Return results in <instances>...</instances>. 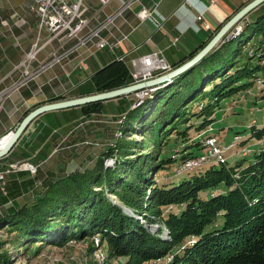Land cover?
<instances>
[{
    "label": "trees",
    "instance_id": "16d2710c",
    "mask_svg": "<svg viewBox=\"0 0 264 264\" xmlns=\"http://www.w3.org/2000/svg\"><path fill=\"white\" fill-rule=\"evenodd\" d=\"M260 8L262 6L257 10ZM263 13L254 19L249 18L250 14L249 19L243 20L238 34L230 39L225 37L223 43L197 65L206 66L203 71V85L206 86L195 88L185 98L183 106L186 108V104L200 93L213 98V103L198 113V117H203L202 128L214 123L211 117L219 108L215 102L248 88L252 81L246 80L258 78L255 71L260 67L250 68L245 62L240 64L236 58L239 49L232 50L231 44L244 36L245 28L254 24V33L263 31ZM222 27L182 61L171 65L172 68L193 59ZM243 42L246 46L248 39L240 40L239 48ZM130 60L118 61L114 57L111 63L98 70L91 77L93 93L132 85ZM195 67L166 85L164 91L160 88L143 106L133 109L132 102L126 111L128 119L123 126L124 132L130 134L135 130L137 121L132 120L139 110L150 106L151 114L158 109L166 101L169 88L177 86L180 91L181 80ZM209 87L212 88L207 91ZM179 91L176 90L167 101ZM122 98L125 97L119 99ZM102 108L103 102L82 106L87 117L99 115ZM178 115L175 113L174 125L179 130L178 126L188 121ZM251 129L248 140L256 139L260 143L264 139V128ZM172 130L176 131L175 128L163 129L162 133ZM162 133L156 142L159 149ZM192 140L189 142H193V146L201 144ZM127 142L118 141L93 167L58 179L29 201L12 204L7 214L0 218V230L15 232L17 240L25 246L38 242L61 246L71 240L102 234L114 256L127 258L125 264H158L161 261L159 264H264V145L256 150L249 147L253 154L242 156L235 165H230L225 158L211 162L207 165L210 167L177 172L176 177L184 176L183 181L169 187L168 182H156L151 176L155 170L160 171L173 161L172 156L164 159L160 154L157 159L149 153L140 154L141 161L134 160L130 158L133 150ZM245 142L240 143L245 145ZM191 156H183V159ZM111 158L116 159V168L106 165ZM108 193L115 196L118 203L112 201ZM125 208L131 213L127 214ZM142 219L150 225L158 224L159 232L153 234ZM162 227L168 229L170 236L161 237ZM8 262L7 256L0 255V264Z\"/></svg>",
    "mask_w": 264,
    "mask_h": 264
},
{
    "label": "rangeland",
    "instance_id": "374dc122",
    "mask_svg": "<svg viewBox=\"0 0 264 264\" xmlns=\"http://www.w3.org/2000/svg\"><path fill=\"white\" fill-rule=\"evenodd\" d=\"M14 1L15 0H0V50L2 48L4 49L5 45V35L7 34L5 32V25L7 21L22 20L20 17L22 15L14 7ZM86 1L89 6L94 8L97 7L96 0ZM114 5H116V3H114ZM262 27L264 28V26ZM255 28V24L249 28H245L244 36L235 40L231 44V49H239V54H237L238 56L236 58L240 60V64L245 62L250 68L260 67L255 71L258 78H254V76L246 80L252 81V84L248 88L238 91L229 97H223L220 102H215L219 105V108L211 117V119L214 120L213 124L202 128L201 123L203 122V117H198L200 110L213 103V98L210 95L200 93L195 99L186 104V108H184L185 105L183 106L185 98L188 97L195 88L200 86L201 89L203 85V71L206 66H197L192 73L181 80L182 87L180 91L177 86L168 89V95L165 98L166 101L162 102L160 107L155 109L153 113L150 114L149 112L150 106L145 107L146 110L141 109L136 113V116L133 117L134 119L132 120V122L137 121L134 126L135 130L132 132L133 134H126L123 130V126L128 119L126 112L120 116L110 115H118L123 111H127L132 102H138L133 101L135 100V94L129 96V105L126 104L119 107L117 102L118 99L103 102V113L101 112L97 118L93 117L92 121H88L86 125H84L85 130L81 147L86 150L87 161L85 165H87V168L93 167L108 149L117 145L118 141L125 140L128 141L127 143H130V147L133 150L132 153L130 152V154H132L130 158L134 160L141 161L142 158L139 157V155L149 153L150 156L156 157L157 159H160V154H163L162 157L164 159H169L172 156L173 161L165 164L166 167L160 171L155 170L151 176V178L155 177L156 182H168L169 187H172L178 185L184 179V176L176 177L178 169V174L186 171H193L197 169L198 166V168H203L205 166L210 167L207 165L211 164V162L225 158L228 159L230 165H235L236 162L242 160L244 156L253 154V151L250 150L249 147L255 150L261 148L264 145V139L261 140L260 143L256 139H252L251 142L248 140L251 136V128H264V70L261 68L264 67V30L254 33ZM46 37V33L41 35L39 46L43 45ZM233 37H227V39ZM246 39H248L246 46H244L245 43L243 42V45L239 48V41H244ZM201 43V41H198L192 44L196 47ZM54 44V46H48L41 53L43 54L45 52L48 55L53 48L57 47V43ZM31 49L32 46L29 52ZM167 56L171 62L176 64L184 59L186 52L183 46L180 48L175 47L174 50L167 52ZM77 57L78 61L81 62L82 58L87 59L88 55L84 53L82 56L77 55ZM86 64L87 61L85 62V65ZM236 67L237 65L233 68L235 69ZM159 77L160 75L158 78ZM203 86L205 87L206 85ZM160 87L161 89L164 88L162 91L166 89V85H161ZM211 88L212 87H209L207 91ZM176 90L179 91L177 96L167 101ZM157 91L153 90L149 92V95L143 99V103L136 106V108L143 106L144 102L151 99ZM177 112L179 113L178 118L188 121L187 124L179 125V130L177 126L174 125V117ZM102 114L109 116L99 117L100 115L102 116ZM211 121L212 120L208 123H211ZM167 122L168 125H166ZM145 127H147L146 133ZM171 128H175L176 131L172 130L167 133H162L163 129ZM161 133L163 134L160 138L162 147L159 149L156 142H158ZM236 134L237 136H235ZM169 135L170 137L167 139ZM190 139H196L195 141L201 144L193 146V142H189ZM243 140L246 141L244 143L245 145L240 143ZM217 143V151H211L209 158L198 161V159H202V155L207 153L208 146ZM212 153L215 154V156ZM189 154H192V156L183 159V156ZM147 160H149V158ZM190 164H193V170L191 166H189ZM217 164H219V162ZM106 165L110 168H116L118 166L114 158L108 159ZM179 166L180 168H178ZM170 177L173 178L170 180ZM11 189L12 188L8 185L7 194L0 196V218L7 214L12 204H15L14 201L10 200L13 194ZM9 190L11 192H9ZM108 197H110L112 201L118 203L115 196L108 193ZM142 223L148 226L160 227L158 224H147L145 219H142ZM162 228H164L165 231L164 235L168 236L167 229L165 227ZM16 237L15 232H9L7 229L0 230V255L9 258L8 264H125L127 262L126 257H116L113 255V252H111L108 247V242L102 234H95L92 237L82 238L80 240H71L61 246L48 245L41 242L25 246L21 244Z\"/></svg>",
    "mask_w": 264,
    "mask_h": 264
},
{
    "label": "crops",
    "instance_id": "0c3cea01",
    "mask_svg": "<svg viewBox=\"0 0 264 264\" xmlns=\"http://www.w3.org/2000/svg\"><path fill=\"white\" fill-rule=\"evenodd\" d=\"M185 1L143 0L142 5L154 13L156 19L165 20L162 28L156 32L151 21L140 25L136 13L143 6L133 5L126 16L128 23L125 20L118 21L124 32L131 33L129 42L118 49V54L125 55L135 46L143 45L140 50L129 54L127 59L163 51L167 61L173 65L174 62L167 56L168 51L183 46L187 57L201 45L195 47L193 42L207 41L211 34L249 3V0H190L191 5H186ZM31 5L32 0H15L14 7L22 15V20L7 21L5 25V45L0 50V93L4 95L0 111L1 136L14 131L28 114L41 106L97 94L93 93L91 77L114 60L108 51H99L87 59L85 66H81L77 57L84 54V50H81L71 57L65 69L57 66L42 72L35 80L23 81L22 71L16 68L26 59L38 34V18L30 10ZM113 7L115 9V5ZM111 11L112 9L108 10L109 13ZM263 11L264 5L256 12L253 11L255 13H251L249 18L254 19ZM202 12L205 15L204 22L209 23L212 30H206L203 21H197ZM133 27L137 29L133 31ZM175 38L180 39L176 46L173 45ZM41 54L39 61L44 63L48 55L45 52ZM58 98L60 100H55ZM128 99L129 97L118 99L119 107L128 104ZM125 112L110 116H120ZM105 116L109 115L102 114L99 117ZM93 117L97 118L98 115L87 117L80 106L47 112L36 118L8 155L0 159V170L7 169L10 164L22 162H29L37 167L35 174H8V185L13 191L10 200L16 204L28 201L58 179L75 171L83 172L87 168L86 150L81 147L84 125L92 121Z\"/></svg>",
    "mask_w": 264,
    "mask_h": 264
},
{
    "label": "built area",
    "instance_id": "2783aa9c",
    "mask_svg": "<svg viewBox=\"0 0 264 264\" xmlns=\"http://www.w3.org/2000/svg\"><path fill=\"white\" fill-rule=\"evenodd\" d=\"M96 2L97 7L94 8L89 6L86 0H32L30 10L38 18V34L36 42L33 43L32 49L27 54L26 59L16 68L22 71L23 81L35 80L42 72H46L57 66L65 69L66 63L69 62L71 57L81 50H84L88 58L95 56L99 51H108L116 60L125 61L129 57V54L143 47V45L135 46L133 50L128 51L125 55L118 54V49L125 42H129L131 36V33H126L120 28L118 21L125 20L128 23L126 16L131 12L132 6L135 4L142 5L143 0H96ZM114 3H116L115 9H113ZM185 3L186 5H191L190 0H186ZM110 9L112 11L109 13L108 10ZM204 16L203 12L200 13L197 21H203L204 28L212 30L210 24L204 22ZM136 19L140 22V25H143L146 21H151L154 24L155 32L161 29L165 22V20L156 19L154 13L149 11L145 6L136 13ZM135 29L137 27H133L132 30L134 31ZM43 33H46L47 37L43 45L39 46ZM54 43H57V47L48 53V57L44 63H40V53L48 46H54ZM179 43L180 39L175 38L173 45L176 46ZM87 59L82 58L80 62L81 66H85ZM129 63L133 84L148 80L147 70L150 66L161 67L163 74L172 70V66L167 61L163 51L131 59ZM144 94H137L135 100L143 98ZM3 104L4 95L1 93L0 111L3 108ZM9 135L10 132L3 136L0 135V151L6 145V139ZM207 149V153L202 155V159H198V161L209 158L211 151H217L218 143L208 146ZM33 167L36 166L28 162H22L10 164L7 169L0 170V196L7 194L8 174L20 172L32 174ZM161 262H158V264Z\"/></svg>",
    "mask_w": 264,
    "mask_h": 264
},
{
    "label": "water",
    "instance_id": "95a60500",
    "mask_svg": "<svg viewBox=\"0 0 264 264\" xmlns=\"http://www.w3.org/2000/svg\"><path fill=\"white\" fill-rule=\"evenodd\" d=\"M264 5V0H253L248 5H246L241 11H239L232 19H230L214 36V38L207 44V46L201 50L193 59L186 62L182 66L169 71L168 73L163 74L159 78L149 80L146 82L132 84L128 87L120 88L117 90L98 93L90 96H85L81 98L64 100L60 102H55L51 104H47L41 106L30 114H28L19 126L12 132H10L9 139L4 146V148L0 151V159L6 157L8 153L12 150V148L16 145V143L20 140L21 136L26 132L31 123L38 118L39 116L51 112L58 111L64 109H70L80 106H85L98 102H106L114 99H119L121 97H129L133 94L135 96L139 93H149L155 89V91L159 90L161 85H169L173 82L174 79L183 75L184 73L192 70L195 66H197L205 57H207L213 50L219 47V44L222 43L225 37H233L241 27V24L244 19H246L253 11L258 9L259 7ZM127 214H130L131 211L127 208L124 209ZM149 230L155 234L158 233L160 227L148 226ZM168 230V229H167ZM165 231L161 235L163 237ZM168 236L170 233L168 231Z\"/></svg>",
    "mask_w": 264,
    "mask_h": 264
},
{
    "label": "bare ground",
    "instance_id": "6f19581e",
    "mask_svg": "<svg viewBox=\"0 0 264 264\" xmlns=\"http://www.w3.org/2000/svg\"><path fill=\"white\" fill-rule=\"evenodd\" d=\"M241 29L242 28H240L239 29V31L236 33V34H238L240 31H241ZM235 34V35H236ZM161 76V75H163V69L161 68V67H158V66H150V67H148V70H147V78L148 77H150V78H148V80L147 81H149V80H153V79H156V78H158V76ZM159 88H161V87H159ZM153 91V90H152ZM154 91H155V89H154ZM149 95V93H145L144 94V96H143V98H138V99H136L135 101H138V102H135L134 103V105H132V108L134 109V108H136V106H138V105H141L142 103H143V99L146 97V96H148ZM8 139H9V137L6 139V141H8ZM213 154V153H212ZM214 156H215V154H213ZM197 163V162H196ZM200 164V163H199ZM204 164V163H203ZM202 164V165H203ZM34 166V165H33ZM189 166H191V169H192V167L194 168V166H193V164H190ZM197 166V165H196ZM200 166H201V164H200ZM199 167V166H198ZM197 167V168H198ZM186 170V169H185ZM193 170V169H192ZM37 172V167H33V169H32V174H35ZM168 234V233H167ZM99 256V255H98ZM99 258V257H98ZM103 259V258H102Z\"/></svg>",
    "mask_w": 264,
    "mask_h": 264
}]
</instances>
